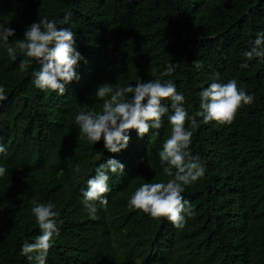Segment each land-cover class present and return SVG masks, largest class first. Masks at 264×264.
Masks as SVG:
<instances>
[{
  "label": "trees",
  "instance_id": "1",
  "mask_svg": "<svg viewBox=\"0 0 264 264\" xmlns=\"http://www.w3.org/2000/svg\"><path fill=\"white\" fill-rule=\"evenodd\" d=\"M69 10L71 24L64 26L75 32L84 59L77 66L80 80L62 96L35 88L30 73L39 66L20 69L18 49L16 60L0 49L6 96L0 142L8 149L2 160L8 172L0 177V264H28L19 248L39 234L31 209L49 200L59 235L48 264H264V63L240 67L249 39L264 29V0H0V24L16 30L9 38L15 47L26 26ZM167 63L176 68L164 79L183 92L190 114L217 72L255 97L230 124L197 118L190 129L192 153L206 172L183 193L195 210L183 229L127 206L139 184L167 179L158 157L170 135L166 118L158 137L141 139L130 130L119 153L104 150L102 140L89 144L74 122L84 104L100 110L97 84L149 80ZM108 157L124 163L125 172L110 179L108 205L92 219L80 190L93 166Z\"/></svg>",
  "mask_w": 264,
  "mask_h": 264
},
{
  "label": "clouds",
  "instance_id": "2",
  "mask_svg": "<svg viewBox=\"0 0 264 264\" xmlns=\"http://www.w3.org/2000/svg\"><path fill=\"white\" fill-rule=\"evenodd\" d=\"M73 13L66 11L62 17L49 19L47 16L32 22L23 31V37L15 39V47L10 46V37L16 38V30L8 24H0V49L16 60L17 49L23 53L19 61L20 69H31V80L35 88L46 93L62 96L66 86L73 80L79 81L78 62L83 58L78 50L76 34L70 26ZM248 48L242 53L241 68H248L249 61L264 63V29L254 33L248 41ZM202 65L196 62V67ZM176 65L165 64L159 75L149 80L138 79L134 84L114 86L103 82L95 87V98L102 103L99 111L87 110V104L74 115L79 134L89 144L102 140L103 149L108 153H119L127 149L131 139L130 130H135L138 138L146 134L149 139L158 137L164 126V118L170 127V135L163 139L158 151L159 163L167 179L145 182L130 194L127 206L139 210L150 218L165 222L175 229H183L188 218L195 214L193 205L183 193L205 176L206 166L199 154L191 150L193 132L198 125L216 122L230 124L237 111L254 102V94L240 86L236 78L226 82L220 74L214 73L206 87L199 90L198 109L189 113L185 107L186 98L177 90L171 76ZM154 73L156 70H153ZM6 99L0 86V101ZM186 121L188 126L186 127ZM2 140V138H0ZM102 153V152H98ZM8 149L0 142V177L8 169L2 163ZM77 172L80 171L77 165ZM94 175L88 176L80 190L81 202L90 218L95 219L98 208L108 205L107 193L113 176H123L125 165L115 157H108L93 166ZM31 212L39 228L34 238H25L19 248V255L28 264H48L49 250L59 235L58 213L53 201L38 202Z\"/></svg>",
  "mask_w": 264,
  "mask_h": 264
}]
</instances>
